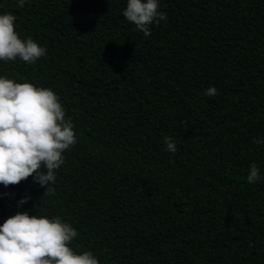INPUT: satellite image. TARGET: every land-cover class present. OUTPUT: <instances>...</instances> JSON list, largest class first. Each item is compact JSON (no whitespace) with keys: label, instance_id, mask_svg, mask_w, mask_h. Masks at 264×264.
Returning a JSON list of instances; mask_svg holds the SVG:
<instances>
[{"label":"trees","instance_id":"trees-1","mask_svg":"<svg viewBox=\"0 0 264 264\" xmlns=\"http://www.w3.org/2000/svg\"><path fill=\"white\" fill-rule=\"evenodd\" d=\"M0 264H264V0H0Z\"/></svg>","mask_w":264,"mask_h":264}]
</instances>
